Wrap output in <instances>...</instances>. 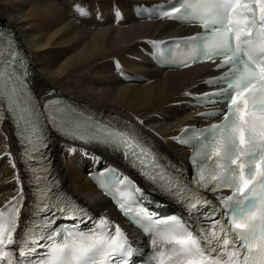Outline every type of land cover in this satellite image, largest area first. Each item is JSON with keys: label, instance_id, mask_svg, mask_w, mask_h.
<instances>
[{"label": "snow or ice", "instance_id": "snow-or-ice-1", "mask_svg": "<svg viewBox=\"0 0 264 264\" xmlns=\"http://www.w3.org/2000/svg\"><path fill=\"white\" fill-rule=\"evenodd\" d=\"M163 7L172 9L164 13V18L203 29L183 43H195V60H210L221 73L205 83L224 87L201 99L206 103L222 101L225 106L210 115L223 119L209 128L192 129L193 135L183 141L194 148L190 160L196 169V191L231 190V195L214 197L219 207L195 194L183 197L190 189L167 175L132 131L93 125L82 112L77 113L61 101L39 104L24 83L26 74L16 67L17 53L10 41L5 42L7 34L2 31L0 117L5 113L15 115L30 127L44 148V137L38 135L41 119L72 139H99L122 151L153 181L192 200L190 207H206L203 225L192 227L137 210L138 216H144L154 226L144 229L154 237V264H264V0H176ZM41 108L43 112L38 111ZM34 151L39 153L40 148L35 147ZM40 179L46 181L47 177ZM125 182L138 191L130 180L121 181ZM41 192L44 207L38 209V213H43L39 231L37 226L25 224L17 238L13 237L23 191L13 198L6 219L0 212V264H127L133 250L126 246L119 226L112 225L113 232L107 233L106 238L95 231H80L76 221L84 222L83 209L52 195L47 183ZM120 207L125 216H132V210L123 204ZM69 211L75 215L67 216ZM59 219H71L73 227L59 225ZM33 235L37 239L29 243L27 237Z\"/></svg>", "mask_w": 264, "mask_h": 264}, {"label": "bare ground", "instance_id": "bare-ground-1", "mask_svg": "<svg viewBox=\"0 0 264 264\" xmlns=\"http://www.w3.org/2000/svg\"><path fill=\"white\" fill-rule=\"evenodd\" d=\"M153 1L166 0H0V24L4 32L10 30L7 24L15 30L30 61L28 84L42 99L50 96L46 92L51 89L93 110L123 115L153 137L157 147L183 160L188 152L177 144L175 135L199 120L189 95L211 89L203 80L218 72L211 63L182 70H163L151 63L148 51L153 40L198 30L166 20L134 21L131 7ZM116 10L117 15L126 12L124 21L110 17ZM5 39L16 40L8 34ZM124 70L144 80L121 82L118 74ZM28 139L22 122L15 115L7 116L0 130V206L27 191L21 219L31 213L34 203L32 175L24 159ZM47 147L46 161L67 191L91 210L113 211L86 177L85 167L95 159L120 160L115 153L58 135Z\"/></svg>", "mask_w": 264, "mask_h": 264}]
</instances>
